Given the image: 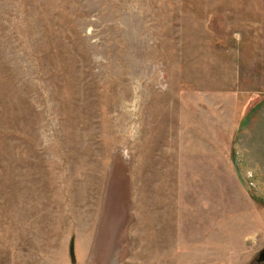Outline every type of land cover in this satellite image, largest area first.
I'll use <instances>...</instances> for the list:
<instances>
[{
	"label": "rangeland",
	"instance_id": "obj_1",
	"mask_svg": "<svg viewBox=\"0 0 264 264\" xmlns=\"http://www.w3.org/2000/svg\"><path fill=\"white\" fill-rule=\"evenodd\" d=\"M262 101L264 0H0V264H257Z\"/></svg>",
	"mask_w": 264,
	"mask_h": 264
},
{
	"label": "crops",
	"instance_id": "obj_2",
	"mask_svg": "<svg viewBox=\"0 0 264 264\" xmlns=\"http://www.w3.org/2000/svg\"><path fill=\"white\" fill-rule=\"evenodd\" d=\"M256 109H258V110L252 112L250 117L246 116V118H245V119H257V121L254 122V123H257L256 125L253 123V121H251V123L253 124L252 133L250 136L251 139H256L263 134V133L257 132L256 129L258 128V123L264 119V101H262L261 104H259V106ZM259 130L264 132V128H261ZM258 171L264 172V162L259 165ZM260 180H261V178H260ZM262 180L264 181V177ZM262 180L260 181L261 183L263 182ZM263 184H264V182L262 183V186L264 187ZM262 264H264V263H262Z\"/></svg>",
	"mask_w": 264,
	"mask_h": 264
},
{
	"label": "water",
	"instance_id": "obj_3",
	"mask_svg": "<svg viewBox=\"0 0 264 264\" xmlns=\"http://www.w3.org/2000/svg\"><path fill=\"white\" fill-rule=\"evenodd\" d=\"M70 259L71 262L74 263L75 259H74V253H73V249H70ZM264 262V248L261 250V252L258 254V257L256 259V263L260 264Z\"/></svg>",
	"mask_w": 264,
	"mask_h": 264
}]
</instances>
